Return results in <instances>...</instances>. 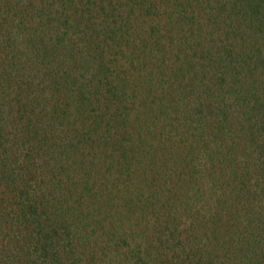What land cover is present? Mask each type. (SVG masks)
I'll return each mask as SVG.
<instances>
[{
  "label": "trees",
  "instance_id": "16d2710c",
  "mask_svg": "<svg viewBox=\"0 0 264 264\" xmlns=\"http://www.w3.org/2000/svg\"><path fill=\"white\" fill-rule=\"evenodd\" d=\"M0 264H264V0H0Z\"/></svg>",
  "mask_w": 264,
  "mask_h": 264
}]
</instances>
